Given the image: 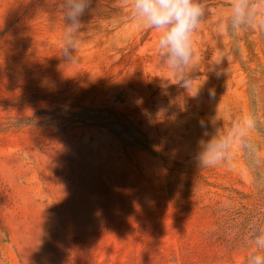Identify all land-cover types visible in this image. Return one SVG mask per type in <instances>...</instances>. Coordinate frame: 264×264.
Returning a JSON list of instances; mask_svg holds the SVG:
<instances>
[{"label": "rangeland", "instance_id": "rangeland-1", "mask_svg": "<svg viewBox=\"0 0 264 264\" xmlns=\"http://www.w3.org/2000/svg\"><path fill=\"white\" fill-rule=\"evenodd\" d=\"M203 2L182 82L119 0H93L70 59L60 0H0V264L264 256V26Z\"/></svg>", "mask_w": 264, "mask_h": 264}, {"label": "clouds", "instance_id": "clouds-1", "mask_svg": "<svg viewBox=\"0 0 264 264\" xmlns=\"http://www.w3.org/2000/svg\"><path fill=\"white\" fill-rule=\"evenodd\" d=\"M119 5L131 11L141 28L157 33L155 47L161 63L178 73L183 82L195 58L193 33L206 15L203 0H119ZM59 8L64 20L62 56L70 59L74 37L83 25L82 17L93 11V0H60ZM254 23L264 26V0H229L225 29H243ZM215 147L226 149L227 144ZM217 160V156L207 152L199 156L200 165H213ZM254 242L264 249V230L255 235ZM249 264H264V256L253 255Z\"/></svg>", "mask_w": 264, "mask_h": 264}]
</instances>
